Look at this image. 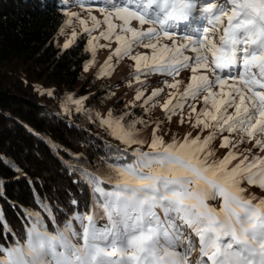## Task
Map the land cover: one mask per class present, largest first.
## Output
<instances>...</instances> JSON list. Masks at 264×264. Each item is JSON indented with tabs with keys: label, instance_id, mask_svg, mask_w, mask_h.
<instances>
[{
	"label": "snow or ice",
	"instance_id": "snow-or-ice-1",
	"mask_svg": "<svg viewBox=\"0 0 264 264\" xmlns=\"http://www.w3.org/2000/svg\"><path fill=\"white\" fill-rule=\"evenodd\" d=\"M87 7L91 27L88 20L79 22L90 36L88 50L94 54V42L114 39L119 46L113 55L135 61L138 85L146 82L142 76L154 73L173 77L172 83L164 81L176 90L163 104L168 119L187 105L192 126L209 134L201 138L188 133L166 142L156 134L157 125L149 141L138 127H147L143 118L126 122L133 113H97L109 135L126 147L105 144L101 149L86 141L96 154L74 158L91 168L66 165L79 195L88 190L83 201L69 193L67 207L57 201L53 208L33 186L39 211L21 207L23 235L6 221L0 225V264H191L197 251V264H264V198L242 186L246 182L264 190V156L240 149L254 140L253 148L264 152V139H256L264 137V0H221L202 7L198 0H101L97 7L102 20ZM197 11L207 26L182 29ZM102 25L105 30L92 36ZM162 39L170 43L162 44ZM140 45L151 49V55H131ZM185 51L195 53L194 58ZM111 60L109 56L105 67ZM189 68L190 80L181 91L182 81L175 77ZM110 74L103 68L100 73ZM162 91L153 90L140 107L146 112L145 106ZM143 97L138 88L135 100ZM201 98L197 112L188 101ZM86 99L73 101L76 112L84 111ZM129 107L135 105H125ZM218 137L219 148L228 149L222 158L212 148ZM0 163L21 171L7 159ZM5 183L0 179V189Z\"/></svg>",
	"mask_w": 264,
	"mask_h": 264
},
{
	"label": "trees",
	"instance_id": "trees-1",
	"mask_svg": "<svg viewBox=\"0 0 264 264\" xmlns=\"http://www.w3.org/2000/svg\"><path fill=\"white\" fill-rule=\"evenodd\" d=\"M79 1L0 0V160L7 159L21 169L0 163V179L6 181L0 189V225L6 221L20 235L24 234L18 218L24 215L21 207L39 211L33 186L42 198L47 195L53 208L57 201L67 207L69 193L80 201L88 198L87 189L84 196L79 195L66 167L91 168L74 158L96 154L86 141L101 149L105 144L126 147L97 118L101 111L94 98L107 91L103 83L92 82L96 75L83 76L91 57L87 38L78 36L67 49L56 42L67 19L65 13ZM37 90L53 95H40ZM83 95L87 97L84 111L78 113L71 99ZM126 104L117 101L118 116L131 112L133 117H126V122L143 118L147 127H138L147 130L150 119L145 110L138 105L125 109Z\"/></svg>",
	"mask_w": 264,
	"mask_h": 264
},
{
	"label": "rangeland",
	"instance_id": "rangeland-1",
	"mask_svg": "<svg viewBox=\"0 0 264 264\" xmlns=\"http://www.w3.org/2000/svg\"><path fill=\"white\" fill-rule=\"evenodd\" d=\"M101 2V0H82L79 1L76 5L71 7V9L67 12V19L65 24L60 30L59 35L57 36L56 42L60 45H65L66 42L70 40L74 42V40L84 34L87 38V41L90 39V36L83 31V25L80 24V19L88 20L89 10L88 5H91V14L97 16L98 19H103L101 13L98 10L97 5ZM221 0H198V7H202L204 4H211L216 3L219 4ZM83 3L86 7L82 8L79 5ZM76 13L78 14L77 17H73L71 14ZM202 13L197 11L193 14V17L190 18L189 22L182 24V29H187L189 25L195 26L197 28L202 29L206 25V20L201 18ZM71 21L70 23L68 21ZM115 23L119 24V21H115ZM226 25V20H225ZM88 26L91 27V21L88 20ZM133 26L139 28L138 22H133ZM144 29L148 27L147 25L143 26ZM106 26L102 25L100 29H97L92 32V36H98L99 33L105 30ZM119 31V29H117ZM222 31V29H221ZM76 33V38L72 40V33ZM179 39V38H177ZM214 39H218V34L214 37ZM71 42V43H72ZM155 42V41H153ZM161 43H170L167 40H161ZM95 45V52L94 54L90 52L91 57L87 61L88 70L85 71L83 69V76L90 77V75H96L98 78L96 80L92 79V82L96 83V85H104V89H106L107 94H103L101 97H96L94 99L96 103V107L98 110L101 111V114L104 115L111 110L113 116H118L117 108L115 106L117 101L123 100L126 101L128 104L131 103L133 105L140 106L144 103V100L149 97L153 90L156 89H163L161 94L153 100H151L145 107L147 108V116L150 119V125L148 129L143 132L144 137L147 138L149 141L152 136L153 128H156L159 125L156 134L158 136H162L166 142H170L174 137L177 140H181L185 134L191 133V137H195L197 134L201 135V138L207 136L210 130H203L199 128H194L192 123L189 122V112L190 108L186 105L182 113H177L172 115L171 120L168 119V114L163 110V104L170 98L169 93L175 92L174 89H169L165 86L164 81H168L169 83L173 82V77H169L166 75L161 74H151L148 76H142L141 79L146 81L145 83L138 85L134 79L135 76V61H133L130 56H125L120 59H117L113 53L116 47L119 45L114 41H106L104 39H100L94 42ZM108 45V46H104ZM131 55H151V49H145L142 45L135 46ZM185 55L192 56L194 58L195 53L190 51H185ZM109 56H112L111 66L105 67L106 61L108 60ZM89 61H93L92 63H88ZM85 67V66H84ZM104 72H111L110 75H100L101 70ZM203 71V70H201ZM191 76V69H182L179 76L175 77V79H179L182 81L181 84V91L183 90V86L189 82ZM132 77V79H129ZM98 87V86H97ZM142 89L144 91V97L140 101L135 100V96L137 94V90ZM98 89V88H97ZM96 90V89H95ZM85 95L75 97L71 99V102L74 103V100L84 98ZM188 103H195L197 107V112L201 110L203 106V100L198 99L197 101L189 100ZM194 115L192 120L194 122ZM181 116L184 118V123L181 124ZM167 133V134H165ZM225 135H228L225 133ZM256 139H264V137L257 136ZM221 143V138H217L212 143V148L216 149V158H222L224 154L228 151V149H221L219 145ZM255 141L242 144L240 145L241 151L244 149H252L254 155H261L264 156V152H260L259 149L253 148V144ZM235 163V161L233 162ZM242 186L247 188L248 193L258 197L264 198V190L259 189L256 186H248L245 182ZM198 260V252H196L191 259V264H197Z\"/></svg>",
	"mask_w": 264,
	"mask_h": 264
}]
</instances>
